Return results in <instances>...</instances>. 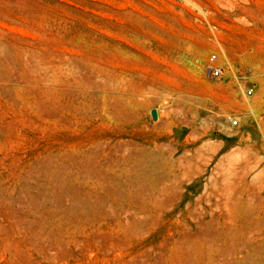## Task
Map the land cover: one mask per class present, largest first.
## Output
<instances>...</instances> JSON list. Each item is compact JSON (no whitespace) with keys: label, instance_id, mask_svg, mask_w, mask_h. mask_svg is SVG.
I'll list each match as a JSON object with an SVG mask.
<instances>
[{"label":"rangeland","instance_id":"374dc122","mask_svg":"<svg viewBox=\"0 0 264 264\" xmlns=\"http://www.w3.org/2000/svg\"><path fill=\"white\" fill-rule=\"evenodd\" d=\"M0 264H264V0H0Z\"/></svg>","mask_w":264,"mask_h":264},{"label":"built area","instance_id":"2783aa9c","mask_svg":"<svg viewBox=\"0 0 264 264\" xmlns=\"http://www.w3.org/2000/svg\"><path fill=\"white\" fill-rule=\"evenodd\" d=\"M215 58H216V55L215 54H211L208 57L209 61H214ZM220 72H221V67L220 66L213 65V66L210 67V75L217 76V75H219ZM251 92H252V89H248L247 94H251ZM232 124L233 125L237 124V121L236 120H233L232 121Z\"/></svg>","mask_w":264,"mask_h":264},{"label":"water","instance_id":"95a60500","mask_svg":"<svg viewBox=\"0 0 264 264\" xmlns=\"http://www.w3.org/2000/svg\"><path fill=\"white\" fill-rule=\"evenodd\" d=\"M150 115L152 117L153 120H155L157 118V113L155 109H151L150 110Z\"/></svg>","mask_w":264,"mask_h":264},{"label":"bare ground","instance_id":"6f19581e","mask_svg":"<svg viewBox=\"0 0 264 264\" xmlns=\"http://www.w3.org/2000/svg\"><path fill=\"white\" fill-rule=\"evenodd\" d=\"M258 235V234H257ZM258 244H262V241H259Z\"/></svg>","mask_w":264,"mask_h":264}]
</instances>
